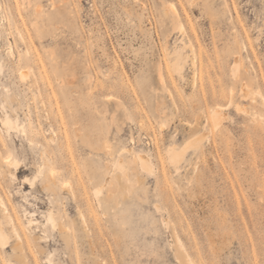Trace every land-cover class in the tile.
I'll use <instances>...</instances> for the list:
<instances>
[{"label":"rangeland","instance_id":"1","mask_svg":"<svg viewBox=\"0 0 264 264\" xmlns=\"http://www.w3.org/2000/svg\"><path fill=\"white\" fill-rule=\"evenodd\" d=\"M0 196L29 264H264V0H0Z\"/></svg>","mask_w":264,"mask_h":264},{"label":"bare ground","instance_id":"2","mask_svg":"<svg viewBox=\"0 0 264 264\" xmlns=\"http://www.w3.org/2000/svg\"><path fill=\"white\" fill-rule=\"evenodd\" d=\"M174 12L177 15V11L174 10ZM5 124L8 126L7 128H9V129H10V127L14 126L13 122L11 120H9V119H7L5 121ZM144 156H142V157H144ZM147 161H148V159H147ZM150 165H151V163H150ZM0 212H1V215H0V245L5 248V246H8V245L11 244L12 245V250L14 252L13 258H16L21 264H29L28 260H27V255H26V249L28 248L26 246V245H28L26 243L27 241L24 239V236L22 235V231L20 230V227L18 226V224H17L16 220L14 219V217L12 216L11 212H9V208H8L7 204L4 202V199L1 196H0ZM59 216L55 215V212H53V210H51V211L48 212L47 221L50 222V224L53 227H57L61 231V233H63L64 231H66V233H68L66 228L63 231V227L64 226L61 223V221H59L60 217H61V216L60 217ZM66 233H64V234H66ZM64 234H62V235H64ZM64 236H68V234L64 235ZM11 237L14 238L13 241L11 240ZM189 261H191V260H189ZM13 264H15V263H13Z\"/></svg>","mask_w":264,"mask_h":264},{"label":"built area","instance_id":"3","mask_svg":"<svg viewBox=\"0 0 264 264\" xmlns=\"http://www.w3.org/2000/svg\"><path fill=\"white\" fill-rule=\"evenodd\" d=\"M129 141L135 147L153 148L155 145V139L153 134H149L147 132H139L133 134L130 131Z\"/></svg>","mask_w":264,"mask_h":264}]
</instances>
